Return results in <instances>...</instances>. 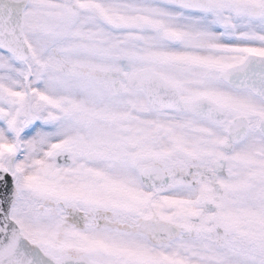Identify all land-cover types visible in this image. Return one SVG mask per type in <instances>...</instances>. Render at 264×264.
<instances>
[{
  "label": "snow or ice",
  "instance_id": "6c2138e0",
  "mask_svg": "<svg viewBox=\"0 0 264 264\" xmlns=\"http://www.w3.org/2000/svg\"><path fill=\"white\" fill-rule=\"evenodd\" d=\"M0 264H264V0H0Z\"/></svg>",
  "mask_w": 264,
  "mask_h": 264
}]
</instances>
